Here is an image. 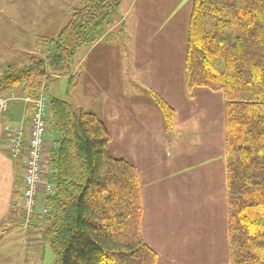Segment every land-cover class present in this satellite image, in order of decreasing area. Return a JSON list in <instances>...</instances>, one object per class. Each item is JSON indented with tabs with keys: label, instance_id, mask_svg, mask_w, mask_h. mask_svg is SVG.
<instances>
[{
	"label": "crops",
	"instance_id": "obj_1",
	"mask_svg": "<svg viewBox=\"0 0 264 264\" xmlns=\"http://www.w3.org/2000/svg\"><path fill=\"white\" fill-rule=\"evenodd\" d=\"M84 1L0 0V74L46 60L52 48L39 47L38 40L56 38ZM192 7L193 0H125L99 41L78 53L70 74L48 75L52 81L67 76L63 101L98 116L111 138V156L136 169L141 234L158 264H231L226 100L209 89L187 91ZM150 90L175 112L171 133ZM25 108L12 106L0 124V264H41L46 255L43 219L36 216L40 222L31 228L22 221L24 166L10 156L3 129L22 123ZM39 200L44 203V194Z\"/></svg>",
	"mask_w": 264,
	"mask_h": 264
},
{
	"label": "trees",
	"instance_id": "obj_2",
	"mask_svg": "<svg viewBox=\"0 0 264 264\" xmlns=\"http://www.w3.org/2000/svg\"><path fill=\"white\" fill-rule=\"evenodd\" d=\"M124 2L85 0L70 11L56 38L38 40L39 47L52 48L46 60L37 57L0 74V101L7 105L6 111L0 107V124L8 109L26 104L20 114L27 120L26 139L35 102L41 96L48 100L54 149L51 173L44 177L54 194H44L41 215L24 226L35 227L43 219L42 242L54 257L52 264H158V254L141 234L136 169L111 156V138L98 116L48 93L49 71L70 74L81 49L99 41ZM186 84L189 94L195 88L224 91L231 264H264V0H193ZM149 97L171 133L175 112L154 91ZM3 126L7 139L6 127L14 125ZM21 154L15 160L24 162L25 172L26 151Z\"/></svg>",
	"mask_w": 264,
	"mask_h": 264
},
{
	"label": "built area",
	"instance_id": "obj_3",
	"mask_svg": "<svg viewBox=\"0 0 264 264\" xmlns=\"http://www.w3.org/2000/svg\"><path fill=\"white\" fill-rule=\"evenodd\" d=\"M5 100L0 101L1 109L5 110ZM35 113L33 114L29 127L28 138H25L23 126L6 127L8 136V151L12 158L18 159L22 152L26 151L27 159L25 163L24 190L21 196V202L18 207L22 206V211L26 216V224H29L31 218L37 213L41 202V194L46 197L54 194L53 186L46 181L43 170L44 150L46 146V135L48 133L47 109L48 100L45 96L35 102ZM6 111V110H5ZM3 113V112H1ZM26 146V147H25ZM41 207V206H40ZM46 212V209L44 210Z\"/></svg>",
	"mask_w": 264,
	"mask_h": 264
},
{
	"label": "rangeland",
	"instance_id": "obj_4",
	"mask_svg": "<svg viewBox=\"0 0 264 264\" xmlns=\"http://www.w3.org/2000/svg\"><path fill=\"white\" fill-rule=\"evenodd\" d=\"M190 20H191V16H190ZM189 20V21H190ZM189 25H190V22H189ZM188 33H189V31H188ZM69 79L67 78V76H64L63 78H61V79H59V80H57V81H52V82H49L48 83V93H50V94H53V95H55V96H57V98H59V99H65V95H66V93H67V90H68V86H69ZM196 89H198V88H195L194 90H196ZM193 90V91H194ZM187 91H188V89H187ZM221 93H224V91H220ZM190 94H192V92L190 93ZM224 96H225V94H224ZM7 111H9V109L7 110ZM25 119V118H24ZM26 120V119H25ZM24 120L22 119L21 120V122L23 123H20V126H26V123L27 122H25V124H24V122H23ZM49 132H51V130L48 128V133H47V135H46V146H45V149H46V147H48L47 145H48V143H51L50 144V148H49V151H51L52 149H54V146H53V140H54V137H53V135L52 134H50ZM48 137V138H47ZM49 138H50V142H48L49 141ZM3 145H4V147H6V141L5 140H3V143H2ZM45 151V150H44ZM43 168V170H48L49 169V174L51 173L50 172V167H49V165L46 167V166H43L42 167ZM24 176H20V182L22 183V184H20V187H24V181H25V176H27L28 174L26 173L25 174V172H24V174H23ZM54 188V187H53ZM18 201V200H17ZM18 202H21V200L20 201H18ZM40 206L41 205H39V208L38 209H41L40 208ZM19 210H20V212H21V214L23 215L22 216V221H23V219H24V222H26V216H25V214H24V212L22 211V206L20 205L19 207ZM21 259L23 260L24 259V256L22 255L21 256ZM28 259L30 260V258L28 257ZM53 261H54V257H53V255H52V253L48 250V249H46V255H45V257L43 258V260H41V264H52L53 263ZM30 264H32L31 262H30Z\"/></svg>",
	"mask_w": 264,
	"mask_h": 264
},
{
	"label": "bare ground",
	"instance_id": "obj_5",
	"mask_svg": "<svg viewBox=\"0 0 264 264\" xmlns=\"http://www.w3.org/2000/svg\"><path fill=\"white\" fill-rule=\"evenodd\" d=\"M11 95V94H10ZM13 96V95H12ZM11 97V96H10ZM9 98V97H8ZM12 98V97H11ZM9 101V100H8ZM1 112V111H0ZM24 120V119H23ZM25 121H27V120H25ZM24 122V121H23ZM23 124V123H22ZM24 124H25V122H24ZM28 125H30V124H28ZM15 126V125H14ZM23 127H24V125H23ZM28 131V130H27ZM8 139V138H7ZM23 153V152H22ZM21 157V156H20ZM26 159V158H25ZM23 164H24V162H23Z\"/></svg>",
	"mask_w": 264,
	"mask_h": 264
}]
</instances>
